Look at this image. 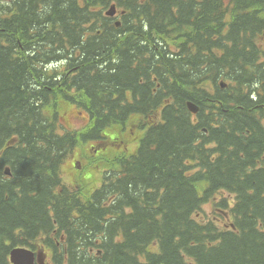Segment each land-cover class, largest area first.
Instances as JSON below:
<instances>
[{
	"label": "trees",
	"instance_id": "16d2710c",
	"mask_svg": "<svg viewBox=\"0 0 264 264\" xmlns=\"http://www.w3.org/2000/svg\"><path fill=\"white\" fill-rule=\"evenodd\" d=\"M60 104L89 113L85 133L60 130ZM136 116L140 146L100 186L63 181L80 135ZM17 246L264 264V0H0V264Z\"/></svg>",
	"mask_w": 264,
	"mask_h": 264
},
{
	"label": "rangeland",
	"instance_id": "374dc122",
	"mask_svg": "<svg viewBox=\"0 0 264 264\" xmlns=\"http://www.w3.org/2000/svg\"><path fill=\"white\" fill-rule=\"evenodd\" d=\"M60 120L67 130L83 129L88 125L87 112L75 104H60L57 107ZM105 141L96 139H85L72 149L67 158L63 161L61 170L64 180L69 185H76L78 179L83 177L86 191L90 188L98 187L102 182V170L108 168L113 157L120 151L130 149L134 152L137 149V139L140 134L136 122H128L124 127L112 126L105 130ZM92 138V137H89ZM105 148V152L100 154V150ZM129 151V150H126ZM100 152V156L97 154ZM99 157V159H98ZM97 158V159H95ZM203 209L212 213L214 206L209 203Z\"/></svg>",
	"mask_w": 264,
	"mask_h": 264
},
{
	"label": "water",
	"instance_id": "95a60500",
	"mask_svg": "<svg viewBox=\"0 0 264 264\" xmlns=\"http://www.w3.org/2000/svg\"><path fill=\"white\" fill-rule=\"evenodd\" d=\"M108 13L114 14V10ZM193 109L196 111L195 108ZM36 260H38L40 264H43L45 261V254L40 252L38 256H36L33 250L23 247L14 248L11 251V262H13V264H36Z\"/></svg>",
	"mask_w": 264,
	"mask_h": 264
},
{
	"label": "bare ground",
	"instance_id": "6f19581e",
	"mask_svg": "<svg viewBox=\"0 0 264 264\" xmlns=\"http://www.w3.org/2000/svg\"><path fill=\"white\" fill-rule=\"evenodd\" d=\"M248 85V84H247Z\"/></svg>",
	"mask_w": 264,
	"mask_h": 264
}]
</instances>
